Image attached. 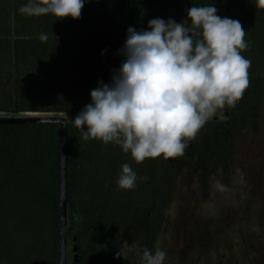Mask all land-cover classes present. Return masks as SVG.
Masks as SVG:
<instances>
[{
	"label": "trees",
	"instance_id": "trees-1",
	"mask_svg": "<svg viewBox=\"0 0 264 264\" xmlns=\"http://www.w3.org/2000/svg\"><path fill=\"white\" fill-rule=\"evenodd\" d=\"M225 1L87 0L80 19L57 20L21 15L18 9L28 0H0V114H78L98 82L111 84L125 59L119 50L129 26L150 30L154 18L183 23L192 6L213 5L223 18ZM228 6L229 17L246 31L249 48L241 54L251 61L250 83L236 107L208 121L183 156L137 164L114 143L84 141L68 123V236L76 237L79 254L73 264H112L131 236L139 241L141 259L145 248L154 252L181 168L196 165L209 177L220 165L228 174L238 136L259 131L264 10L255 0H229ZM42 33L46 42L39 39ZM125 163L137 174L136 187L128 191L117 188ZM59 229L60 126L0 125V264H60Z\"/></svg>",
	"mask_w": 264,
	"mask_h": 264
},
{
	"label": "clouds",
	"instance_id": "clouds-1",
	"mask_svg": "<svg viewBox=\"0 0 264 264\" xmlns=\"http://www.w3.org/2000/svg\"><path fill=\"white\" fill-rule=\"evenodd\" d=\"M86 2L28 0L18 11L76 20ZM255 7L264 10V0H255ZM217 12L213 5L192 6L183 23L154 18L150 30L129 26L119 50L125 59L113 70L111 84L98 82L91 102L72 121L81 138L114 143L137 164L168 160L183 156L208 121L235 108L250 83L251 61L241 54L249 43L238 20ZM39 39L46 42L48 36ZM136 181V172L123 164L118 190H132ZM165 258L163 250L145 248L141 264H164Z\"/></svg>",
	"mask_w": 264,
	"mask_h": 264
},
{
	"label": "rangeland",
	"instance_id": "rangeland-1",
	"mask_svg": "<svg viewBox=\"0 0 264 264\" xmlns=\"http://www.w3.org/2000/svg\"><path fill=\"white\" fill-rule=\"evenodd\" d=\"M31 116L61 115L20 117ZM196 169L181 168L154 252L166 253L164 264H264V104L259 131L238 136L228 174L220 165L209 177ZM74 245L68 236V264ZM140 248L125 238L112 264H141Z\"/></svg>",
	"mask_w": 264,
	"mask_h": 264
},
{
	"label": "water",
	"instance_id": "water-1",
	"mask_svg": "<svg viewBox=\"0 0 264 264\" xmlns=\"http://www.w3.org/2000/svg\"><path fill=\"white\" fill-rule=\"evenodd\" d=\"M229 0L225 2V12L223 17H229L230 7ZM228 109L224 111L228 114ZM77 114L68 115L66 117H0V125H29V124H56L60 126V229H59V262L60 264H68V188H67V126L72 122ZM220 116L215 117L219 119ZM75 245L73 247L74 262H78V245L76 244V237L73 238Z\"/></svg>",
	"mask_w": 264,
	"mask_h": 264
}]
</instances>
